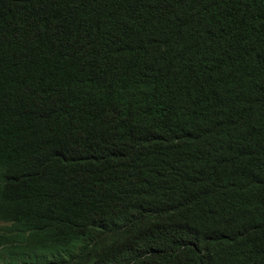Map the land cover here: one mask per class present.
<instances>
[{"label": "trees", "instance_id": "1", "mask_svg": "<svg viewBox=\"0 0 264 264\" xmlns=\"http://www.w3.org/2000/svg\"><path fill=\"white\" fill-rule=\"evenodd\" d=\"M0 264H264V0H0Z\"/></svg>", "mask_w": 264, "mask_h": 264}]
</instances>
